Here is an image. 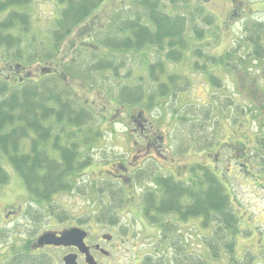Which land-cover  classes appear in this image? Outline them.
Returning a JSON list of instances; mask_svg holds the SVG:
<instances>
[{
    "label": "trees",
    "instance_id": "obj_1",
    "mask_svg": "<svg viewBox=\"0 0 264 264\" xmlns=\"http://www.w3.org/2000/svg\"><path fill=\"white\" fill-rule=\"evenodd\" d=\"M32 2L33 0H0V184H8L12 180L11 172L2 165L9 162L14 166L19 177L24 179L30 193L39 197L45 196L49 200L56 192L70 188V183L73 180L72 176L69 177L66 174L67 172L72 171L74 176H80L84 166L83 163L91 161V158H89L91 157L90 150L94 149L95 151L100 148L97 147L98 145L105 146L109 139L112 144L118 134L116 136L112 135V138L108 136L105 138L100 135L96 131L97 129L83 122L84 118L82 116L88 115L83 106L79 109L78 105L64 101L55 88L51 86L53 83L46 79L41 80L30 71V67L35 68L46 65L47 60L52 59L60 49L63 50L64 46L61 44L69 38L68 36L72 31L83 30L80 28L87 29L89 24L86 25L85 23H93L92 15L104 0H56L57 7L55 11L57 13L58 6L59 11L54 21V29L51 35L48 36L47 43L41 46H35L32 43L33 38L30 37L33 27ZM34 2L37 4L36 0ZM169 3L173 8L172 15L160 9L159 11L154 10L149 14L150 27L139 26L144 35L143 40L154 35L157 36L158 40H161L162 37L171 39L170 36H173L174 50L181 52V55L175 53L173 60H178L180 57L181 59H190L193 56L192 60L204 59L205 55L209 57L213 47L219 40L213 41L218 37L216 11L207 9L199 0H181L180 2L169 0ZM230 3V12L222 11L224 15L228 14L229 16L232 12L235 13V10L239 9L241 4L237 0H232ZM179 4L184 5V8L180 9ZM197 7L202 8L204 16L196 24H193L190 33V31H186V20L189 19L190 12L197 11ZM231 9L234 11H231ZM206 10L208 13H205ZM244 25L245 27H242V29L248 33H245V37L241 35L239 39L245 52H248L247 54L240 59L238 57L228 59L230 52L218 56V58H205L206 61L211 60L206 67L204 66L208 78L206 89H204L205 94L208 91L207 96L215 92L217 88L219 80L217 71L224 70L237 72L240 80L248 83L247 87L250 91V70L244 69H247L250 64V52L254 55L257 51L256 56L264 54V23L256 22L252 25ZM172 28L174 30L173 34L170 32ZM98 32L99 30L93 33L92 37L94 39ZM228 33L229 31L223 32L222 40L229 36ZM122 34L111 36V42H108V46L116 50H122L124 40L133 36L129 34L125 37ZM207 40L209 42H206ZM71 47L72 44L68 43L67 48ZM40 52L43 53L39 55ZM17 66H20V68H17ZM84 66V70L80 69L81 66H77L73 70L81 83L88 79L92 70L117 71L112 61L104 59H100L94 64L87 59ZM210 67H215L216 72H208ZM18 69L22 70L19 72ZM3 74H5L4 77ZM8 74L11 77L18 78V81H21L20 77H23L24 82L22 81L20 87L11 89L6 84L8 83ZM115 76L118 75L115 74ZM181 77L184 78L183 74L177 72L170 73L168 71L164 74L163 65L160 64L159 70L151 74V78L165 81L159 87L130 90L122 86L119 90V96L125 100L132 98V100L127 101V104L136 105L137 109H142L141 104L145 105L144 108H148L153 99L158 100L159 97L163 99L172 96L175 99L182 93H184L182 98L186 97L187 103H189L192 93L188 94L186 91L190 88V85H183L185 84L184 80L180 84L177 83V78ZM256 85L254 95L257 94L259 99H253L249 96L244 104H238V101L232 98L222 101L220 105L214 101V103L211 102L207 106L206 103H201L198 109L190 107V110L193 111L189 118L176 111L180 106L173 108L175 105H172L173 107L166 111L165 121L169 119L173 123L170 117H174L176 113L180 115L182 121L186 119L192 126L196 121L203 123L211 120V118L213 119L215 114L218 116L220 109H226L228 115L234 114V111L239 109L241 111L237 114L238 116L245 115L248 120L247 127H249V131L250 122H256L260 129L256 141L259 153H263L264 83L258 81ZM261 92H263L262 96L260 95ZM146 98H148L147 104L145 103ZM205 106L206 108H204ZM156 128L159 129V135L155 142L163 144L165 132L160 126ZM60 131H63V135L56 134ZM29 132L32 134L27 136ZM124 133L123 139L124 137L127 139V149H131L130 146H134L137 139L130 131ZM209 137L208 135L205 136V138L200 139V142L206 144ZM59 139L70 140L72 144L63 145L62 143V146L59 147L55 145L51 151L39 149V145L43 144L42 142L60 141ZM28 143L30 144L29 148ZM81 147L85 148L84 151L81 150ZM83 152H86L87 160L82 159ZM113 155V160L118 159L117 153H113ZM55 161L60 162L57 164ZM75 164H80V168L74 167ZM30 165H33L35 169H27ZM70 165H72V170L69 167ZM90 170H86V172ZM155 180L162 188V190L155 193L158 196L163 194L164 196L160 200H152L153 207L156 210L171 208L182 220L181 206L183 203H187V201H180V192L181 195L184 193L182 184L179 183V192L177 186L171 184L170 177L158 175ZM205 183L206 185L196 184L190 186V203L187 206L188 215L196 218L201 217L203 227L210 230L202 239L197 237L202 243L199 250L204 251V254L193 253L191 242L182 241L181 238L173 239L175 236L169 238L164 235L161 237L164 250L162 251L160 264H210L211 260L218 261L221 264H223L222 261H224V264H258L257 258L248 252H245L242 256L237 255L236 236L240 231V218L223 184L217 176L215 177L209 172L206 173ZM167 199L169 201H166ZM261 253L264 254V249L261 250ZM30 264H41V262L31 259Z\"/></svg>",
    "mask_w": 264,
    "mask_h": 264
},
{
    "label": "flooded vegetation",
    "instance_id": "obj_2",
    "mask_svg": "<svg viewBox=\"0 0 264 264\" xmlns=\"http://www.w3.org/2000/svg\"><path fill=\"white\" fill-rule=\"evenodd\" d=\"M126 5H129V3L125 2V5L123 6ZM246 10H250V13L253 14L255 11L261 12L257 7L256 2L250 4V9L246 8L245 5L241 3L239 9L235 10V13L232 12L229 16L228 14L224 15L222 11L218 13L216 12V31L220 36V39H222L224 31L230 30V25L235 19L243 18L246 15ZM231 11L234 10L231 9ZM227 12L229 13L230 9ZM169 14H173L171 9L169 10ZM110 16V12L105 11L104 18L102 19L103 22H109V20H111ZM115 21H118L119 23L114 26L119 28L114 35L126 33V35L129 36L132 32V28L137 23H140L142 18H137L134 22L131 20ZM262 21L264 22V19ZM170 22L173 23L172 20H170ZM254 22L255 19L250 24L252 25ZM95 23L96 22L93 21V23L89 24L88 28L80 32V34L72 31L70 35L77 34L78 38H84L80 43L83 46L90 48V50H93L96 46L90 42V39L95 31ZM170 32L173 34V28ZM170 38L171 39L162 37V39H166L167 49L164 57L161 56V58L168 57L170 60L169 70L166 66L163 67V70L166 72L169 71L170 73L177 72L181 74L186 66H184L185 63L182 61L175 62L173 60V55L175 53H180V51L174 50V38L173 36H170ZM71 44L73 46V43ZM169 44L171 50L169 49ZM152 45H158L160 50L162 52L164 51L162 50V40L159 41L156 35H154L151 40L146 42L142 47L147 48ZM256 52L254 55L250 52V70L259 71V76H261L264 75V54L262 56H256ZM42 53L43 52H40L39 55ZM70 53H72V50ZM105 53L106 51L103 50V54ZM119 53H121V56H125V58L128 59V64L123 60L120 63V66L115 67L117 68V71L123 75L124 81L128 73L137 75L143 73L142 75H146V78L140 77V80L130 79L128 81L131 83L138 81L145 83L153 82L154 79L151 78V74L156 73L159 70V63L156 64L153 61H147L149 67H146L143 62L126 56L123 49L122 52ZM222 53V51L216 52V55L221 56ZM67 57L68 55L60 49L52 59L47 60L46 65H40L35 68L28 65L31 68L30 71H32V73L38 78L41 80L46 79L55 84L61 97L65 96L66 91L74 90V93L78 91V88H76L75 85H78L79 78L74 74L72 69L75 62L74 60H68ZM150 57L151 55L147 59ZM138 58H144L142 57V53L139 54ZM134 61L139 62V64L130 67L132 69L130 70L129 66ZM17 68H20V66H17ZM18 70L20 72L22 69ZM4 75L5 74H3V77ZM261 79L264 81V78ZM20 80L21 81H18V78L11 77L8 74V83L6 84L9 85L11 89L18 88L24 82L23 77H20ZM129 87L131 89H147L143 83ZM148 98H146V104L148 103ZM169 99H172L171 104H174V96L169 97ZM153 101H155V99H153ZM106 108L105 113L112 121L124 117L128 126L130 120L133 121L135 125H139L138 129L131 130L137 141L134 143V146H130V150L124 152L125 155L122 162H116L111 165V168L106 170V176H108L109 180L94 179V173H88L92 178L83 180V183L84 187H87L86 193L90 200L84 207H80L76 211L71 208L72 213L67 216V218L61 219V217L56 215L55 210H53L58 204L56 197L53 198L52 202L38 201V204L33 201V203L38 204L40 218L37 222L39 225L38 236L36 239H33V242H35H32L33 244L29 246L32 248L31 251L36 253L54 252L58 256L56 264H64V259L68 256H71L73 261L76 259L78 264H90L88 263V258L92 259V264H157L158 251L162 245L161 237L167 235L171 238L175 235V230H180V227L176 224V219H180V217L171 208L160 209V207L156 205L157 208L160 209L156 210L153 207L154 204L151 203L153 200L151 195L153 190L149 189L148 185H151L153 179L158 175L162 177H170L171 184L176 185L177 190H179V183H181L184 193L181 195L179 190L180 201H187V203H183L181 206V213L183 216L182 221H185L188 216L187 206L189 205V202L188 200H184L183 197L189 198L191 179L190 164L175 163L169 160V156L163 152L165 150V138L163 137V144L155 142V139L159 135V131L155 130L156 126H153V124L150 125L149 118L146 117L145 109H137L133 110L132 113H128V111L125 110V107H123L125 109H111V105H109ZM136 114L138 117L135 116ZM124 134L125 133H123V135ZM42 143L49 149H52L57 145V141H45ZM232 146L234 152H236L235 156L237 158L248 160V145L245 142L237 139ZM85 154L86 152H83V160H87L88 156ZM257 156V161H259V154ZM261 156L264 169V149ZM157 159L162 160V162H158ZM83 164V171L89 169L93 170L92 167L95 165L93 161ZM2 165L5 166L12 175L10 183L0 184V241H2L4 247L9 251L12 248V244L8 246L9 234H25L26 232L25 226L28 225L27 222L22 221L23 223L20 224L17 220L22 214L30 213V209L32 208L30 203H32V201L31 196L26 193V189L24 188V184L21 180L23 178H20L15 172L14 166L9 162L3 163ZM75 165L77 168H80V164ZM29 168H34V166L30 165L27 169ZM104 182L105 184H103L100 189V192H102L101 198H95L93 204L90 206L91 197H93L94 194V185ZM261 187L264 191V180ZM24 201L29 202L28 208L26 204L22 205V202ZM96 201L98 203L101 202V204L96 206ZM95 207L102 211V222L95 221ZM126 216H130L131 219L127 220V222L122 221V218ZM47 219L52 221V225H46ZM32 222L36 224L35 221ZM7 224L13 225V227L8 229ZM35 224L33 227H35ZM72 229H75L83 236L84 245L81 244L78 235L69 237L67 241L62 244H39L37 242L40 234L45 232H51L56 234L57 237H60L62 234H67L66 232ZM148 239L149 243L144 245L143 242L148 241ZM77 243L82 245V251L76 246ZM41 259L40 262L42 263H50L47 258L43 257V255H41Z\"/></svg>",
    "mask_w": 264,
    "mask_h": 264
},
{
    "label": "rangeland",
    "instance_id": "obj_3",
    "mask_svg": "<svg viewBox=\"0 0 264 264\" xmlns=\"http://www.w3.org/2000/svg\"><path fill=\"white\" fill-rule=\"evenodd\" d=\"M111 1L113 3L117 2V0H111ZM145 1L146 0H128L129 5L126 7H123V5H125V2H118L116 6L118 11L115 12V14H112V12H110L111 20H109V22L107 21L103 22L102 20L104 18L105 10L100 8L101 6H98L96 8V11L93 13L92 16L94 20H96L97 22H100L96 24L97 26H100V30L98 33H96L95 39H91V42H94V45L97 48L105 50L106 53L103 54L102 52H92L90 54L79 53L78 55H76V57H78V60H79V64L77 66H81L80 67L81 70H84L85 66L83 65V63L86 62L87 59H89L91 63L92 62L95 63L100 59H104L107 61H112L113 66H120V63L122 62L123 59L121 58L119 51H115L113 48H110L108 46V42H111L110 40L111 36L114 35V33L116 32L118 28L114 26V19L118 15H120V18L132 20V21H135V19L137 18H142V21H141L142 24H146V25L150 24L149 14H150L151 7L147 5ZM148 1L152 3L157 1V3L159 4V9H161L163 12H169L170 9L173 11L172 5L171 3H169V0H148ZM180 1L181 0H177V2H180ZM199 1L203 3L208 9L212 11H216L217 13L221 11L223 12L228 11L231 8V3L229 2L230 0H199ZM241 1H244L246 4H250V2H258L260 3V5H262V3L264 2V0H241ZM179 7L180 9H183L184 5L179 4ZM188 8L190 7L188 6ZM55 9L56 8H54V5L52 4V2H50V0H41L39 4L33 5V12L31 10L32 15H33V27L30 33V37L33 38L32 43L35 46L41 43H45V44L47 43L48 36L51 35V31L54 27V21H55L54 18H56V15H57ZM205 13H208V11L206 10ZM203 16L204 14H203L201 7H197V11L190 12L189 19H188L189 28L191 29L193 24H196L199 20L203 18ZM247 18H250V23L254 19L263 20L264 11L253 14V16H248ZM247 23H248L247 20H243L242 22L237 21V20L233 21L232 30L235 33L234 40H236L237 37L241 35L240 34L241 29L242 27H245L244 24H247ZM85 24L86 25L91 24V22H87ZM80 29L84 30V28H80ZM73 40L74 39L71 38L69 41H73ZM161 40H162V46H163L162 50H164L163 52L160 50V47L158 45H152L150 47L143 48L142 44L137 43L132 40H128V39L124 40L123 52L126 56L134 60L143 62L144 66L149 67V65L147 64V61H153L154 63L158 64L159 62H161V60H163L161 59V56L164 57L166 53V39H161ZM206 42H209V40H207ZM140 53H142V57H144L143 59L138 58ZM150 55L151 57L147 59ZM124 61L126 64H128V59L125 58ZM137 61L132 62L130 66L129 65H126V66H129V69L132 70L130 67H133L139 64V62ZM168 65H169V62H166V67L169 70ZM209 69L210 70H208V72L209 71L216 72L215 67H210ZM187 70H185L186 71L185 75H187V77L189 78L187 82H188V85L192 86L190 89V93H192L190 96L191 101L189 103H187L188 100L186 99V97H184L181 103H179V105L178 103H175L174 104L175 106L173 107L172 104H166L165 98L162 99L161 97H159L158 100L153 101L149 107L147 106L148 107L147 109L144 108L145 106L144 104H141V108H144L145 110H147L146 117L149 118L150 125L153 124V126H156V127L160 126L163 132H165L164 147L170 148L171 151L176 149L175 150L176 152L186 151V152H191V153L193 152V153H197L198 155H202L203 151H201L200 153L198 151L203 145V142H200V139L205 138V136L207 135L213 136V137L216 136L221 139L220 141H222L223 143V149L221 150L219 160L217 162L211 161L208 165H206V167L212 168L213 166H216L217 170H215V172L217 171V174L219 176H221L220 172L225 173V175H222V177L223 176L225 177L224 181H228L226 176L229 179H231L230 181L232 185H231V188L228 185V189H229L228 191L231 193L232 197L234 198L233 200H237L235 201V204H236L237 210H240V213L243 217L244 227L247 228L250 223V228H249L250 230H247V232L250 231L251 235L253 236L249 235L250 237L248 238L244 237L243 235L238 236L237 253H240V251L244 252V251L250 250L251 252H254L255 254H257L258 256L260 249L264 248V246H262V240L260 238L261 236L264 240V191L261 187L258 188L257 183L253 181V179L250 178L249 173L243 174L240 172V170L238 171L237 170H233V171L225 170L226 167L229 170H231V168H229V165H228V159L231 157V151L228 149V146L224 144L228 142L227 136L230 130L232 131V134H233L236 131L234 130L235 128H242L241 125L237 126V123L234 120V118H239V120L241 121L245 117L243 115L238 116L237 112L241 110L237 109V111L236 110L234 111V114L228 115V111L226 109H220L218 116L215 114L213 116V119L211 118V120L204 121L203 123L202 122L198 123L196 121V123H194V125L192 126L190 125V122L186 121V119L182 121L180 119L181 118L180 115L176 113L174 114V117H170L173 120V123H171L169 119L168 121H165L166 111L170 107L175 108V107L180 106L176 111L181 112L182 114H184L185 116L189 118L190 114L193 111V110H190V107L194 109H198L200 108L201 103H206V106H207L211 102L213 101L215 102V100L217 99L223 100V98L225 97L232 98L238 101V104H244L249 94L247 91L243 89V87H240L242 91L245 92V95H246L245 96L243 93L237 90L236 86L230 83L229 79H227L226 77V74L220 73L221 77L224 78L223 85L221 86L223 88L226 87L225 90H221V91L218 90V92L211 93L207 96L208 91L206 92V94L204 93V89H206L205 80L208 79L206 76V72L200 69H196V68L192 69L194 71L191 70L190 72H187ZM254 72L256 73V75H260L259 71H254ZM142 74L143 73H140L139 75L129 73V75L127 74V76L125 77L124 83L122 85H119L121 82V79L119 77L115 78L112 75L111 71L110 72L90 71L89 75L91 77V82L92 83L94 82L96 84L97 89L88 87V89L86 88L84 93H80L81 98L86 99L85 107H90L89 105H93L92 109L98 110L99 113L105 112L104 110L108 106L109 102L111 100H116V95L119 92L118 88H121L120 86H123V85H129L133 87V86L140 85L141 83H143L145 84V88H149V89L156 88L158 86V83L155 80H153V82H150V83L149 82L145 83V82H140V81L131 83L130 81H128L130 79L140 80V77L142 78L147 77L146 75H142ZM183 80L184 79L182 78H177V83H181ZM231 80L233 79L231 78ZM91 82L88 84H91ZM244 85L247 86L248 84H244ZM95 90H99L100 92L99 91L95 92ZM104 93L105 94L107 93L109 96L106 97ZM183 94H181V96ZM253 98H256V97H253ZM78 99L79 100L76 101V103L78 104V108L80 109L82 107V103H81L80 97ZM111 102H114V101H111ZM182 104H185V105H182ZM123 105L125 106L126 109L123 108L124 107ZM206 106L204 108H206ZM111 108L112 109L113 108L125 109L126 111H128V113H132L133 110L137 109L136 105L119 104V103H115L111 105ZM135 116H137V114ZM99 119H101V116H97L94 118V120H99ZM240 123L244 124V121L242 120ZM130 124H133V121H130ZM156 127H155V130H159ZM124 129L127 130V126L126 125L124 126V123L121 120H118L113 126L109 127V130L104 129V130L98 131L100 135L106 136V137L108 136L109 138H112V135L116 136L118 134V136L116 137V140L111 145H110V139H109V141L107 142L105 146L102 147L98 145L97 147H100V148L95 147L97 148L94 154L96 159L101 158L102 160H105L109 156L111 158H114L113 153H119V152H120L119 154L121 158L122 159L124 158L125 153L123 152L127 150L126 141L125 139H123V133H121L122 131H124ZM56 134L63 135V131H60ZM61 141L62 143L66 145L72 144V141L70 140H61ZM39 149H40V145H39ZM203 149H206L208 151V150H213V147H210V148L204 147ZM206 160H208L207 152H206V155L204 156V161ZM101 162L102 161L96 162L95 166H97L98 169L94 171L95 178H96V175L99 174ZM224 162H227L225 163L226 166L224 165ZM229 162H233V161H229ZM254 165L255 164H251V165L244 164L243 167L248 166L251 169ZM220 166H222V170H219ZM201 167L204 168L205 166H201ZM262 168L263 166L262 167L257 166V169L260 171L262 170ZM211 172L213 171L211 170ZM84 179H86V177L84 178L75 177L74 182L76 184V187L73 193L68 194V195H63L64 193H61L57 197L59 204L63 206L66 210L68 209L70 214L72 213L71 208L75 209L76 211L80 207H84L90 200L89 196L86 193L87 187H84V183H83ZM105 182L102 184H105ZM91 202H92V198H91L90 203ZM95 203L98 204V202H95ZM23 204L24 202H22V205ZM36 211H39L37 208V205L32 204V209H30V213H34V215L39 216V212H36ZM30 213L22 214V216L17 220V222H19L20 224H22L24 221L27 222L28 225L25 226V229L29 233L27 234L10 233L9 234V242L15 241L14 251L25 250L26 242H28L27 238L36 237L37 235V230L39 228V225H36L34 228L32 227L33 222L30 218ZM249 214H250L251 220L248 216ZM130 219H131L130 216H126L122 218V221L127 222V220H130ZM46 225L47 226L52 225V221L50 219H47ZM241 225H242V220H241ZM243 225H242V228H243ZM12 227L13 225L7 224L8 229ZM197 230L198 229L195 227V222L192 221L191 222V231H192L191 238L192 239L195 238L194 232ZM206 232H207V229H206ZM196 234L198 233L196 232ZM186 235L188 236V234ZM148 243H149V239L148 241L143 242L144 245H147ZM239 244L244 245V247L241 248ZM6 249L7 248L4 247V245L0 244V264L3 261H6L11 255L10 252L6 251ZM191 249L193 253H203L204 254V251L199 250V248L195 244H191ZM31 253L35 255L46 256L47 260L51 264H56V259L58 258V256L54 252L36 253V252L31 251ZM205 254H206V251H205ZM22 257L24 259H27L26 255H23ZM33 257L36 258L37 256H33ZM222 263L224 264V261H222ZM210 264H221V263L218 261L211 260Z\"/></svg>",
    "mask_w": 264,
    "mask_h": 264
},
{
    "label": "water",
    "instance_id": "obj_4",
    "mask_svg": "<svg viewBox=\"0 0 264 264\" xmlns=\"http://www.w3.org/2000/svg\"><path fill=\"white\" fill-rule=\"evenodd\" d=\"M45 242L46 243H56L55 241L51 240L50 238H48Z\"/></svg>",
    "mask_w": 264,
    "mask_h": 264
},
{
    "label": "bare ground",
    "instance_id": "obj_5",
    "mask_svg": "<svg viewBox=\"0 0 264 264\" xmlns=\"http://www.w3.org/2000/svg\"><path fill=\"white\" fill-rule=\"evenodd\" d=\"M166 201H169L168 199Z\"/></svg>",
    "mask_w": 264,
    "mask_h": 264
}]
</instances>
